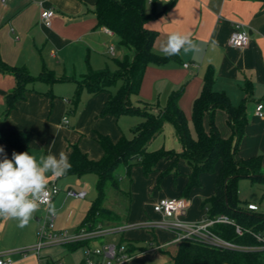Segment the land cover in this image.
I'll list each match as a JSON object with an SVG mask.
<instances>
[{"label":"crops","instance_id":"0c3cea01","mask_svg":"<svg viewBox=\"0 0 264 264\" xmlns=\"http://www.w3.org/2000/svg\"><path fill=\"white\" fill-rule=\"evenodd\" d=\"M46 10H53L55 13L50 28L41 22V14ZM146 11L149 14H160L157 19L147 24L149 30L157 33L154 43L157 55L165 57L161 54L160 47L173 32L190 35L196 48L187 54L181 51L178 56L165 57L168 59L165 65H149L140 95L132 99L134 106L148 105L156 110H164L171 98L180 93L179 107L188 118L193 134V104L202 92L205 79L213 75L215 91L226 93L235 106L246 101L248 125L236 154L237 160L244 161L260 155L264 158V118L256 115L257 107L264 105V3L256 0H158L153 3L149 0ZM237 24H243L251 37L249 46L243 49L229 44ZM114 38L118 37L108 34L106 28L98 26L96 0H11L7 4L0 2L2 60L12 67L25 68L34 77L50 72L56 78L68 79L65 82L38 81L32 84L26 99L20 101L17 108L5 117V100L16 88L17 81L13 74L0 71V126L31 133L30 148L26 152L37 160L46 156L49 151L57 156L64 151L70 158L73 145H78L90 159L101 160L104 150L96 139L97 134L109 136L113 142H117L125 135L127 128L140 123L136 120L132 123L129 120L131 116H102V110L111 95L108 92L93 95L84 91L78 103L72 101L76 92L74 80L82 79L89 69L106 68L108 56L117 55L116 46L113 43L108 45L109 39ZM111 46L115 47L114 55L110 54ZM121 53L120 60L125 57L133 59L135 56L133 50L124 47ZM234 92L239 95L236 103L232 97ZM217 113L228 122V114L224 109H218ZM65 116L70 119L69 126L62 123ZM219 128L224 138L231 136V133H224L227 129L224 131L220 124ZM171 135L165 137L164 143L151 152L161 149L182 152V144L176 147L173 143L176 138ZM167 142L170 144L168 148ZM0 146L4 147L9 159L13 151L19 153L8 144ZM2 158L0 154V159ZM172 163L173 160H162L155 172L146 176L149 178L144 177L140 167L135 172L139 185L131 187L130 193L121 187L118 190L126 196L134 197H131L128 215L124 218L110 210L116 219L105 222L104 228L109 230L107 234L118 237L115 245H134V256L127 264H173L172 257L179 247L169 248L175 245L172 244L174 234L151 224L171 223L176 220L155 212L154 206L163 198L183 196L192 171L188 162L179 159L176 169L165 175L168 189L159 198L155 195H152V199L148 198L154 181L167 172ZM220 166L221 164L217 171ZM47 176V187L56 183L61 189L51 203L56 209L55 213L61 214L62 219L64 217L59 227L55 225V232L68 233L71 230L73 234L69 235H74L92 207V202L86 201L89 190L86 189L88 184L84 178L87 175L55 177L49 173ZM217 177V173L201 176V186L189 199L185 198L189 207L178 218L179 221L189 224L201 222L207 217L208 210L203 208L202 198L214 195ZM173 181L174 189L171 190ZM73 184L76 187L74 190L71 188ZM166 185L161 184L160 190L165 189ZM68 191H86L87 195L84 199L72 198L68 196ZM68 198L74 200L67 204ZM43 211L45 216L50 213L49 207H44ZM36 214L33 213L25 228H19L16 219L0 217V257L10 258L12 264H49L56 261L63 264H82L87 247L108 244L105 236L92 241L83 246V255L79 258L70 250L71 243L57 244L66 246L67 250L61 248L56 255L42 250L38 253L34 248L39 242L38 231L43 217H37ZM96 260L100 261L99 258Z\"/></svg>","mask_w":264,"mask_h":264},{"label":"trees","instance_id":"16d2710c","mask_svg":"<svg viewBox=\"0 0 264 264\" xmlns=\"http://www.w3.org/2000/svg\"><path fill=\"white\" fill-rule=\"evenodd\" d=\"M149 0H96V16L98 26L112 31L120 40V45L133 50V59L125 57L116 59V70L109 66L101 70L89 69L87 75L76 83L73 102L78 103L84 91L98 95L110 93V98L102 110V116H139L143 121L132 130V137L122 136L113 142L109 136L97 134V141L104 150L101 160L95 161L88 154L81 151L78 145L71 147V169L63 176H97V197L92 203L81 228L93 230L104 226L105 222L115 220L116 216L104 204L109 190H120L121 178L117 170L125 166L127 174L131 175L134 165H140L146 176L155 172L162 160H173L169 170L160 176L161 179L176 169L179 159H184L191 167L183 196L189 199L193 192L201 186V176L217 173L215 193L203 202L207 209V217L215 218L226 215L234 220L236 225L244 230L260 232L264 230V214L244 207L239 195V182L250 179L253 183L264 185L263 157L257 156L248 160H237L239 145L245 136L248 125L246 101L235 106L228 95L214 89V77L209 75L200 96L193 104L192 122L195 127L194 138L190 122L179 107L181 94L173 96L164 109L155 110L145 105L135 107L133 97L140 95L141 85L149 65H165L168 59L157 55L154 43L157 33L149 30L147 24L157 19L160 14L147 13L146 5ZM153 3L158 0H151ZM264 3V0H256ZM0 71L11 73L17 81L16 88L10 92L5 100V117L17 108L20 101L26 99L29 87L38 81L65 82L67 78H56L52 73L45 72L38 77L32 76L25 68L12 67L5 63L0 55ZM116 93L112 88L119 85ZM218 109H224L228 114V123L233 131V137L224 138L216 125ZM210 121L211 129L205 128V119ZM167 123L173 124L175 133L180 140L183 150L175 152L161 149L149 152L148 145L164 130ZM0 144H8L19 153L30 148L31 133L8 129L0 126ZM221 164L219 171L218 165ZM213 232L221 238L240 246L258 247L260 243L251 233L238 235L234 225H215ZM89 242L69 244L71 251L89 245ZM129 251L135 250L134 245L127 244ZM176 254L172 257L173 264H264V249L252 251L223 250L197 242L184 241L178 245Z\"/></svg>","mask_w":264,"mask_h":264},{"label":"built area","instance_id":"2783aa9c","mask_svg":"<svg viewBox=\"0 0 264 264\" xmlns=\"http://www.w3.org/2000/svg\"><path fill=\"white\" fill-rule=\"evenodd\" d=\"M11 0H0L2 4H7ZM55 16L53 10H46L41 14V22L47 28L52 26V20ZM106 32L110 35L114 33L108 29ZM251 37L249 32L245 29L243 24L236 25V31L231 35L229 44L234 48L243 49L249 46ZM110 54H115V47H110ZM187 67V65H186ZM256 115L260 118H264V105L260 104L257 107ZM64 126L70 125V119L65 116L62 119ZM49 196L46 198L47 203H40L39 207H49L54 198L61 192V189L56 183L47 187ZM69 197L84 199L87 195L86 191L76 192L68 191ZM189 207V202L185 198H163L155 204V212L163 215L165 218L176 219L171 223H152L156 227H162L174 234L172 244H180L184 241L197 242L203 245L223 249V250H235V251H252L264 249V230L260 232H253L250 230H244L242 227L236 225L235 221L230 219L226 215H220L215 218L205 217L201 222L184 223L178 220L180 216ZM248 208L252 211H259V207L255 204H250ZM57 215L48 214L42 222V226L38 231L39 242L34 248L38 253L49 245H57L64 243H77V242H92L98 240L109 233L104 226H98L93 230L90 228H81L76 234L69 235L67 232L57 233L55 232V222ZM149 225V224H148ZM215 225H234L238 235H244L245 233H251L261 246L247 247L240 246L236 243L227 241L216 233L212 228ZM122 229V228H121ZM113 231V230H112ZM133 253L129 251L126 244H104L98 247H87L85 252V259L82 264H127L133 258ZM99 258L100 261H97ZM0 264H12V260L6 257H0ZM49 264H63L61 261L51 262Z\"/></svg>","mask_w":264,"mask_h":264},{"label":"clouds","instance_id":"9594fccd","mask_svg":"<svg viewBox=\"0 0 264 264\" xmlns=\"http://www.w3.org/2000/svg\"><path fill=\"white\" fill-rule=\"evenodd\" d=\"M195 48L190 35L173 32L161 44L160 52L165 57H172L180 55L181 51L187 54ZM0 154L3 157L0 159V217L16 219L17 226L25 228L40 203H47V174L60 177L67 173L72 166L69 155L61 151L57 156L49 151L37 160L29 152L13 151L9 159L3 146H0ZM49 212L52 215L56 212L51 204Z\"/></svg>","mask_w":264,"mask_h":264},{"label":"rangeland","instance_id":"374dc122","mask_svg":"<svg viewBox=\"0 0 264 264\" xmlns=\"http://www.w3.org/2000/svg\"><path fill=\"white\" fill-rule=\"evenodd\" d=\"M110 43H113L115 46H116V49H117V55L116 56H108V60L107 61V64L110 68V70L112 71H115L116 70V64H115V60L116 59H121L122 58V53H121V50H122V47L119 43V40L118 38H114V39H109V42H108V45ZM106 67V66H104ZM120 84L117 85L116 87H113L112 88V91H114L116 93V91L118 90ZM64 97H67L65 95H62ZM238 93L237 92H234L233 93V102L236 103L238 100L237 98ZM74 100V97H72V101ZM134 105V103H133ZM156 110V109H155ZM129 118V117H128ZM129 120H132L131 122L133 123L134 120L136 121H139L140 123L143 121L142 118L136 116H131ZM125 122V121H124ZM139 123V124H140ZM219 124L223 127L224 131H225V128L227 129L226 132L224 133H231V136L230 137H233V133H232V128L230 127L229 123L227 122V119H221V116H219V114L217 113L216 114V125L218 127V130L220 132V134L222 135L221 133V129L219 128ZM207 128H208V131L211 129V125H210V121L209 119H207V124H206ZM134 127H130V128H127L126 132H125V135L128 137V138H131V135H130V129H133ZM169 134H172L171 137L173 138H178L176 136V133H175V130L173 128V126L170 124V123H167L165 125V128H164V132L158 136L157 138V141H153V143H151V146L148 147V151L151 152L155 149H158L159 145L160 144H163L164 143V138L165 137H168ZM193 137L195 138L196 137V134L194 132V128H193ZM223 136V135H222ZM175 140V142H173L174 144H176L175 146L176 147H180V140ZM170 144L167 142V148ZM162 147V146H161ZM239 149H240V145H239ZM239 151V150H238ZM263 157V155H260ZM140 168V165H134V167L132 168V172H131V175H128L127 174V171H126V168L125 166H121L118 170H117V173L118 175L120 176L121 178V183H120V187L122 189H125V191L127 193H130V188L132 187H135V185H139V179L138 177L135 175V172ZM139 175V174H138ZM142 175V173H141ZM145 178H149V177H146V175L144 176ZM84 180H86L88 186H86L89 190V195L88 197L86 198V201L87 202H94L96 197H97V190H96V181H97V177L96 175H92V174H89L87 175V177L84 178ZM156 183V184H155ZM162 185H166V178L165 176L161 179L160 181V177L157 178V181H154V185L152 187V189H149V199L151 198L152 199V195H155L156 197H160L161 196V193L165 190L168 189V186L166 185V188L165 189H162L160 190V186ZM171 190L174 189V181L171 183ZM71 188H73L72 190H74L75 185L73 184L71 186ZM148 193V192H147ZM121 194V195H120ZM239 195H240V199L242 201V204L244 207H247L248 204H255L259 207V213L261 214H264V185L263 184H259V183H253L250 179H242L240 180L239 182ZM131 197L132 196H126L124 194H122L120 191L118 190H115V189H111L109 190V193H108V198L104 204V207L107 208L108 210H112L113 212H116L118 214H120L122 217L124 216V218H126V216L128 215V208H129V204H130V201H131ZM208 197H203L202 201H205ZM68 201L67 204L70 203V201L74 200L72 198H68L67 199ZM43 208L44 207H41L39 208L38 210L35 211V213H37V217H43V220L44 218L46 217L45 216V212L43 211ZM58 215L57 219H56V227H59V225L61 224V222H63V219H62V215L61 214H56ZM64 216V214H63ZM36 218V216H35ZM42 223V222H41ZM42 226V224H41ZM57 229V228H56ZM69 231V230H68ZM65 232V231H64ZM73 234V232H71V230L68 232V234ZM105 241H107L108 244H117L118 242V237L115 236V235H112V234H107L105 237ZM179 244H175L171 247H169L170 249L174 248V247H177ZM150 246V245H149ZM147 247V246H146ZM65 249L67 250L66 246H61V245H49L45 248L42 249V252L44 251H50L51 253H53V255H56V254H59V249ZM83 247L72 252L74 254H76V258H79L81 255H83ZM70 253V254H72ZM162 254H165L167 255V253H162Z\"/></svg>","mask_w":264,"mask_h":264}]
</instances>
